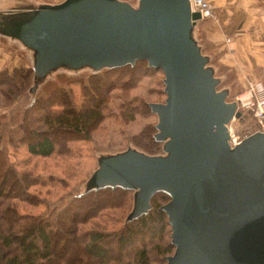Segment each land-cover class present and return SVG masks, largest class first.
<instances>
[{"label": "water", "instance_id": "95a60500", "mask_svg": "<svg viewBox=\"0 0 264 264\" xmlns=\"http://www.w3.org/2000/svg\"><path fill=\"white\" fill-rule=\"evenodd\" d=\"M32 10L14 36L35 51L38 80L62 63L100 69L139 58L164 74L166 96L150 102L164 153L103 155L86 186L134 189L129 219L167 191L174 251L165 264H264V131L229 144L227 123L241 110L191 35L200 12L189 0H61Z\"/></svg>", "mask_w": 264, "mask_h": 264}, {"label": "trees", "instance_id": "16d2710c", "mask_svg": "<svg viewBox=\"0 0 264 264\" xmlns=\"http://www.w3.org/2000/svg\"><path fill=\"white\" fill-rule=\"evenodd\" d=\"M125 1L130 4L132 3L130 0ZM32 16V9L1 10L0 34L14 36L19 31V21L28 20ZM203 22L204 18L197 21L192 28L191 35L199 45L201 52L208 57V64L213 68L214 75L219 79L217 88L222 89L218 86L222 80L216 74L217 72L211 63L213 59L210 53L205 50L208 41L202 35L201 38H198L194 34L195 27L199 28ZM215 55V58L218 57ZM158 71L163 73L161 68L149 65L146 59L139 58L133 63L127 62L122 65L102 67L87 72L86 74L72 75L61 72L56 80L48 82L46 80L42 84V90L44 91L32 98L24 107L21 119L17 124L18 131L16 134L13 131L9 139L15 142L14 145H25L31 156L48 157L59 153L66 156L70 155L71 151L67 142L74 138H90L93 131L99 128L100 123L108 115L106 110L109 106L110 93L114 88L122 89L128 86H135L144 75H149L148 72L151 74L152 72ZM36 74L37 72L33 66H14L12 72H9L7 69H2L0 70V82H3V88L6 93L0 90L8 96L10 90L15 89L14 84H16V88L18 87L19 90L28 89L33 91L38 86L37 83L40 82V80L38 81L35 78ZM58 81L65 82V85L59 84ZM75 82L80 83L79 98H76L72 86ZM222 87L228 90V88L233 89L234 86L226 83ZM158 93H165L162 85ZM16 94L18 92H14L12 96L14 97ZM12 96H8V98ZM123 99L125 100L118 105V113L109 111L116 117L121 116L124 123L132 120L134 115L138 113L143 115L156 114L150 106V102H155L156 100L153 101L138 97H125ZM244 111L251 114L250 111L242 109V113ZM248 119L249 123L246 124V130L254 129L257 123L256 120L254 121L253 115H248ZM157 121L158 116L154 121L146 124L139 133L129 137L128 144L147 154H163L164 140L156 137V132L158 131L156 126ZM6 132V127L0 125V154L3 153L2 142L6 137ZM124 149H110L107 153L100 154L97 159V166L101 156L116 153ZM1 165L0 264H57L54 263V257H57L55 250L58 244L62 245L63 239L59 237L60 243L58 242L56 244L54 236L51 233H58L61 236L66 235L67 232L76 233L77 235L87 232L84 234L86 236L84 243L86 252L94 255L99 262L100 258H104L101 264H165V256L174 251V245L171 243V227L168 223V216L161 208L162 204L170 198V194L165 190L155 191L150 197V206L148 209L130 219L127 216L134 204V189L119 184L100 187H87L85 185L83 190L76 191L72 194L68 201H62L63 203L58 206L59 212L53 218L50 216L51 213L35 216L27 213H19L16 211L12 201L5 200H12L13 198L27 199L30 194L29 187L40 181L39 174L30 168L17 169L14 165L6 161L5 157L1 161L0 167ZM94 170L91 172L89 178ZM3 171H6L8 174H13L15 182H5L6 179H4L5 174ZM103 194L112 197V203L106 199L105 206H99L95 211L89 210L75 213L71 219L73 220L72 224L75 230H72L71 226L69 228L63 227V218L68 216L65 210L69 206V203L72 207L83 208L86 202L89 203L91 201L90 199L100 200L102 198L100 196ZM119 205H124V209L126 208L127 210L123 225L115 230V237H109L111 233L100 228H92L96 230L88 231L82 229L80 232H76L78 224L91 222L93 216L96 213L98 214L102 208L106 206L107 208L117 207ZM6 210H8V213H6ZM47 217L53 219V222ZM11 222H13L14 227L19 225L21 230L10 228ZM52 224L57 226L53 227ZM68 224L67 222L66 226ZM155 229L160 231V235L157 237L158 242L149 246L143 244L135 247L132 249L133 253L130 256L114 253L113 250L117 246L122 248L128 238L142 235L145 232H149L150 234L152 232L153 234L156 231ZM162 232L166 235V240L163 239V241ZM115 255L117 258L114 257Z\"/></svg>", "mask_w": 264, "mask_h": 264}, {"label": "rangeland", "instance_id": "374dc122", "mask_svg": "<svg viewBox=\"0 0 264 264\" xmlns=\"http://www.w3.org/2000/svg\"><path fill=\"white\" fill-rule=\"evenodd\" d=\"M3 1L8 3L7 0ZM130 1L132 2L131 4L133 6L138 4V0ZM10 2L13 3L15 7L26 6V8H37L38 6L44 4L42 0H10ZM1 6H3L2 2H0V7ZM199 29L200 28L195 27L194 34L196 37L201 38V30ZM207 44L208 45L205 47V50L210 53V56L213 59L211 60V63L217 72L216 74H218L219 78L222 80L221 84L218 85L219 88L223 89L224 87L222 86H225L226 83L234 86L233 89L228 88V100H232V98L235 97V94L245 89L248 80L260 81L264 86V67L257 66L254 74L256 77L245 80L242 69L238 64L231 65L220 60L223 50H226V47L223 49L211 42H207ZM215 54L218 57L215 58ZM35 65L36 54L31 47L27 46L20 38L16 36L0 34V70L7 69L9 72H12L14 66H33L35 68ZM94 69L95 68L93 66L88 64H83L77 67L59 64L52 68L40 79V82L37 83L38 86L35 87L36 89L33 91L28 89L19 90L18 87L16 88V84H14L15 89L10 90V94L8 96H12L14 92H18V94L10 98H8V96L5 94L6 91H4L5 89L3 88V82H0V89L5 92L3 93L0 90V125H4L8 132H6V137L2 142V150L4 154H0V164L5 157L6 161L14 165L17 169L20 170L24 168H30L40 176L39 183L33 184L29 187L28 190L30 194L27 199L13 198L12 200H5L9 202L12 201L16 211L19 213H27L35 216H40L44 213H51L50 216L53 218L54 215L59 212V205H61L64 201H68L70 196L76 191L84 189L87 179L97 166V159L100 154H105L110 151V149L118 150L129 146L131 147V145L128 144L129 137L139 133L146 124L154 121L157 118L156 114L143 115L138 113L134 115L132 120H128L127 123H124L121 116L116 117L113 115V113H110V111L118 113V105L123 100H125L123 99L125 97H138L153 101H163L166 94L158 93L160 91L161 85L162 89L164 88V75L160 71L152 72L151 74L148 72L149 75H144L135 86H128L122 89L114 88L110 93L111 97L109 99V106L106 110L108 115L100 123L99 128L93 131L90 138H74L73 140L71 139L67 142V145H69L71 151L70 155L66 156L59 153L48 157L31 156L25 145H14L15 142H12L9 138L13 131L14 134H16L18 131L17 124L21 119L22 110L32 98L44 91L42 90V84L46 80L47 82L56 80L59 73L61 72L76 75L86 74L87 72H90ZM35 78H37V74ZM58 82L59 84L65 85V82ZM72 86L75 91L76 98H79L80 83L75 82L72 84ZM43 89H45V87H43ZM244 112L242 113L241 110L240 116H243H236L235 119L231 121V124L236 128V131L240 136L243 134L249 135L257 129V126H255L254 129L246 130V124L249 123L248 115L250 116L251 114L247 111ZM255 120L256 119L254 118V121ZM0 171H2V165L0 167ZM3 173L5 174V182H15L13 174H8L6 171H3ZM100 197H102L100 200L90 199L91 201H89V203L86 202V205H84L83 208L72 207L68 202L69 206L65 210V212L68 213V216L63 218V227L65 226L64 228H69L71 226L72 230H75L72 224L73 220H71L75 213L89 210L95 211V209L99 206H105L106 199H108L110 203L113 201L111 200L112 197L106 194H103ZM60 201L61 203H59ZM126 210V208L124 209V205L110 208H107L106 206L102 208L98 214L96 213L97 215L95 214V216H93L91 222L78 224L79 226L77 225L76 232H80L82 229H84V231H88L96 230L92 228H100L108 233H111L109 237H115V230L124 223ZM6 213H8V210H6ZM47 218L53 222V219H50L49 217ZM67 222L69 224L66 226ZM54 226L57 225H53V227ZM10 228L21 230L19 225L14 227L13 222L10 223ZM155 230L153 234L152 232L151 234L149 232H145L142 235L128 238L125 242L126 244L123 245L122 248L117 246L113 250L114 253H120L123 256H130L133 253L132 249L135 247L143 244H147V246H149L155 242H158L157 237L160 235V231H158V229ZM85 233L87 232L77 235L76 233L74 234L72 232H67L66 235L61 236L58 233H51V235L54 236V241L56 244L58 242L60 243L59 237H62L63 239L62 245L58 244L55 250L57 257H54V263L101 264V261H103L104 258H100L99 262V260L96 259L94 255L86 252L87 250L84 246L86 241V236L84 235ZM163 239L166 240V235H164L162 232V241ZM114 257H116V255Z\"/></svg>", "mask_w": 264, "mask_h": 264}, {"label": "crops", "instance_id": "0c3cea01", "mask_svg": "<svg viewBox=\"0 0 264 264\" xmlns=\"http://www.w3.org/2000/svg\"><path fill=\"white\" fill-rule=\"evenodd\" d=\"M7 1L8 3L0 0L3 3L0 11L33 8L15 7L12 1ZM42 1L56 3L60 0ZM212 2L214 16L204 18L203 24L199 27L201 35L220 48L226 47L220 57L221 61L231 65L238 64L245 80L255 78L256 67H264V0H212ZM226 36H230V42L225 41Z\"/></svg>", "mask_w": 264, "mask_h": 264}, {"label": "built area", "instance_id": "2783aa9c", "mask_svg": "<svg viewBox=\"0 0 264 264\" xmlns=\"http://www.w3.org/2000/svg\"><path fill=\"white\" fill-rule=\"evenodd\" d=\"M191 10L200 12L201 18H212L214 16L212 0H189ZM226 42H230V36L225 37ZM236 109H246L251 112L257 121V129L254 131H264V86L262 82L248 80L245 89L238 92L234 99ZM236 116H232L227 123L228 127V142L231 146L239 143L247 134L240 136L236 128L231 124V121Z\"/></svg>", "mask_w": 264, "mask_h": 264}]
</instances>
